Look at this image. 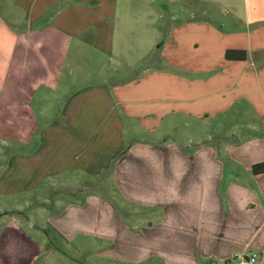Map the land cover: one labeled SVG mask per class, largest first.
I'll return each instance as SVG.
<instances>
[{
	"label": "crops",
	"instance_id": "crops-1",
	"mask_svg": "<svg viewBox=\"0 0 264 264\" xmlns=\"http://www.w3.org/2000/svg\"><path fill=\"white\" fill-rule=\"evenodd\" d=\"M181 1L0 0V264H264V0Z\"/></svg>",
	"mask_w": 264,
	"mask_h": 264
},
{
	"label": "rangeland",
	"instance_id": "rangeland-1",
	"mask_svg": "<svg viewBox=\"0 0 264 264\" xmlns=\"http://www.w3.org/2000/svg\"><path fill=\"white\" fill-rule=\"evenodd\" d=\"M183 2V3H182ZM181 3L183 4V5H185L186 6V3L184 2V0L183 1H181ZM185 3V4H184ZM188 4V3H187ZM191 5H193V7H197V5L195 4V3H190ZM168 9H169V11L171 10V7H168ZM174 10V9H173ZM175 13H176V11H175ZM214 15V14H213ZM216 15V14H215ZM222 16H225V17H229L230 16V14H222ZM157 62H151V61H147V62H138L137 63V71L139 70V71H143L145 68L144 67H147L148 69H150L154 64H156ZM86 64V65H85ZM88 64H91V63H89V62H84V64H80V68L83 70L81 73L84 75L83 77H82V80L84 81V82H87V81H89V82H95L97 79H103V78H99V77H95V76H90L89 77V74L92 72L93 74H95V72H93L94 71V69L92 70L91 69V71H90V69H89V67H91V65H89L88 66ZM111 65V67H116V71L115 72H113L112 73V75L111 76H109V77H107L106 79L107 80H111V81H121V80H127V79H134V78H132L133 77V74H134V71H132V72H129V69H126V67H125V64L126 65H128V64H132V62H118V61H116V62H114V63H110ZM88 66V67H87ZM164 66H165V64H164ZM166 68V67H165ZM122 73H124V76H120L119 77V75H120V73L121 72ZM91 73V74H92ZM180 133V132H179ZM184 132H181V134H179V136H180V140H181V145L183 146V147H185V148H187L188 147V149H190V148H195V145H196V143H197V141L196 140H194V141H192V142H185L186 140V138L187 137H189V135L187 136V134L186 135H184L183 134ZM183 134V135H182ZM190 136H193V134H190ZM219 141L217 140V139H212V141L209 143V144H211V145H216V146H218L219 145ZM2 146V147H1ZM9 146V147H8ZM17 146V147H16ZM0 149L3 151V152H5L6 153V151L7 152H9V153H12V152H18V151H20V152H25L26 150H27V148H24V146H21V145H17V142L15 143V142H9V141H1L0 140ZM186 155L188 154V153H190V151H187V152H185V151H183ZM192 152V151H191ZM247 254L249 255V252H247ZM86 259H88L87 261H88V263L89 264H106L105 262H103L102 261V259H98L96 256H94L92 253H85L82 257H81V260H86ZM112 264H122V263H120V262H117V261H115V262H112Z\"/></svg>",
	"mask_w": 264,
	"mask_h": 264
},
{
	"label": "trees",
	"instance_id": "trees-1",
	"mask_svg": "<svg viewBox=\"0 0 264 264\" xmlns=\"http://www.w3.org/2000/svg\"><path fill=\"white\" fill-rule=\"evenodd\" d=\"M225 59L228 61L231 60L242 61L245 59V53L242 51H226ZM251 172L253 175L264 174V162L253 165L251 167Z\"/></svg>",
	"mask_w": 264,
	"mask_h": 264
},
{
	"label": "built area",
	"instance_id": "built-area-1",
	"mask_svg": "<svg viewBox=\"0 0 264 264\" xmlns=\"http://www.w3.org/2000/svg\"><path fill=\"white\" fill-rule=\"evenodd\" d=\"M243 264H255V256L252 255L243 261Z\"/></svg>",
	"mask_w": 264,
	"mask_h": 264
}]
</instances>
